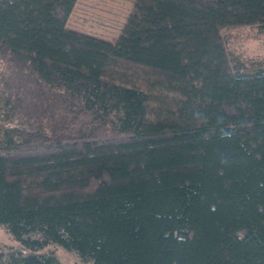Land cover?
Wrapping results in <instances>:
<instances>
[{
    "label": "trees",
    "instance_id": "1",
    "mask_svg": "<svg viewBox=\"0 0 264 264\" xmlns=\"http://www.w3.org/2000/svg\"><path fill=\"white\" fill-rule=\"evenodd\" d=\"M75 1L0 0V49L79 130L4 128L0 224L19 250L0 264H62L54 243L94 264H264V67L242 69L223 34L264 28V0H131L127 37L166 45L159 62L65 28Z\"/></svg>",
    "mask_w": 264,
    "mask_h": 264
},
{
    "label": "rangeland",
    "instance_id": "2",
    "mask_svg": "<svg viewBox=\"0 0 264 264\" xmlns=\"http://www.w3.org/2000/svg\"><path fill=\"white\" fill-rule=\"evenodd\" d=\"M134 10L135 4L131 0H76L65 28L112 47L124 46L137 58L161 61L167 54L166 45H143L127 37ZM223 34L232 56L241 61L242 69L255 71L264 67V28L251 25L226 30ZM105 63L113 73H121L131 81L143 78L151 85L156 79L151 74L117 62L109 55L105 56ZM54 97L52 87L37 78L24 60L5 48L0 49V143L6 127L18 128V139L36 133L58 139L77 136L78 128L70 126L66 118L58 114ZM39 235L35 233L34 237ZM12 237L5 225L0 224V252L6 256L11 250H19ZM51 250L62 264H94L90 258L58 243L45 249L46 252ZM256 253L257 260L264 258V241L259 243Z\"/></svg>",
    "mask_w": 264,
    "mask_h": 264
}]
</instances>
